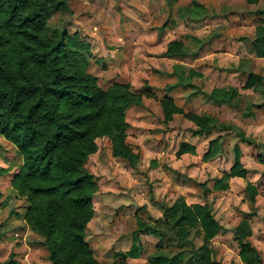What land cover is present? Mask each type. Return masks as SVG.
Here are the masks:
<instances>
[{
	"label": "rangeland",
	"instance_id": "374dc122",
	"mask_svg": "<svg viewBox=\"0 0 264 264\" xmlns=\"http://www.w3.org/2000/svg\"><path fill=\"white\" fill-rule=\"evenodd\" d=\"M47 20L50 30L66 28L87 44L89 71L102 87L123 82L137 93L152 94L127 110V140L140 152L136 166L112 154L108 137L97 139L98 149L86 162L99 189L85 239L99 264L122 259L154 264L151 256L158 250L169 256L189 250L158 221L160 203L171 205L180 197L188 204L211 205L223 227L212 247L223 264H246L232 229L253 212L247 216L250 240L264 264V164L258 160L264 154V57L257 53L264 43L256 39L264 0H66L49 8ZM176 39L187 44L189 55H164ZM249 72L257 75L254 88L245 87ZM217 86L238 89L232 104L206 98ZM168 95L185 111L213 118L212 132L194 136L196 125L181 113L165 122L160 99ZM193 138L196 153L179 155L181 143ZM212 139L220 149L205 160ZM236 144L248 175L231 179L226 190H214V179L234 163ZM22 162L18 148L0 134V166L6 170L0 175V264H52L43 235L25 220L26 199L13 186ZM248 182L258 190L254 204ZM191 239L196 247L203 244L200 236ZM133 246L138 255H131Z\"/></svg>",
	"mask_w": 264,
	"mask_h": 264
},
{
	"label": "trees",
	"instance_id": "16d2710c",
	"mask_svg": "<svg viewBox=\"0 0 264 264\" xmlns=\"http://www.w3.org/2000/svg\"><path fill=\"white\" fill-rule=\"evenodd\" d=\"M65 1L0 0V134L22 155L13 186L27 201L25 220L43 235L51 263L99 264L85 239L94 215L93 197L99 189L86 162L98 149L97 139L108 137L112 154L136 166L140 152L127 140V110L141 105L144 96L152 94L137 93L129 83L115 82L108 88L100 85L98 76L89 71L87 44L66 28H49V8ZM256 39L264 43V23L257 26ZM190 52L184 41L176 39L168 43L164 55L187 56ZM257 53L264 57V44L257 47ZM256 85L257 75L249 72L245 87ZM206 95L214 104H232L238 89L217 86ZM160 100L165 122L181 113L196 125L194 135L212 132L210 116L185 111L169 95ZM251 113L246 111L247 115ZM241 137L253 143L243 134ZM219 149L212 139L204 159L214 157ZM234 151V163L230 171L215 178V190H226L233 177L248 175L240 146L236 144ZM185 153H196V148L183 142L178 154ZM258 160L264 164V154H259ZM5 171L0 166V175ZM246 190L254 204L257 187L248 182ZM160 206L163 215L158 221L170 227L167 232L175 233L179 244L190 245V249L171 256L158 250L151 256L154 264H223L212 247V239L223 227L209 204H188L180 197L171 205ZM247 216L232 229L233 238L244 263L261 264L260 251L250 240L252 229ZM262 218L264 222V215ZM141 226L147 228L144 223ZM195 235L203 239L199 247L192 243ZM137 253V246H133L131 255ZM10 263L19 264L14 260ZM113 264L129 262L122 259Z\"/></svg>",
	"mask_w": 264,
	"mask_h": 264
},
{
	"label": "crops",
	"instance_id": "0c3cea01",
	"mask_svg": "<svg viewBox=\"0 0 264 264\" xmlns=\"http://www.w3.org/2000/svg\"><path fill=\"white\" fill-rule=\"evenodd\" d=\"M192 134H193V132H192ZM194 136H200V135H194ZM195 138H197V137H195ZM195 138H193L192 140L187 141V143L190 142L191 145H193V146L196 145L197 142H195ZM193 140H194V142H193ZM186 154H190V153H185V154H182V155H186ZM258 155H259V154H258ZM233 178H235V177H233ZM233 178H232V179H233ZM214 183H215V179H214ZM251 183H252V182H251ZM213 189H214V184H213ZM214 190H215V189H214ZM257 195H258V194H257ZM257 195H256V196H257ZM207 204H208V203H207ZM209 205H210V204H209ZM210 206H211V205H210ZM211 208H212V207H211ZM212 212H213V211H212ZM213 214H214V213H213ZM263 215H264V214H263ZM262 217H263V216H262ZM240 222H241V221H239L238 224H239ZM238 224H237V225H238ZM237 225H235V226H237ZM250 225H251V224H250ZM251 229H252V225H251ZM232 234H233V233H232ZM252 235H253V229H252ZM252 235L250 236V238L252 237ZM214 238H215V237H214Z\"/></svg>",
	"mask_w": 264,
	"mask_h": 264
}]
</instances>
